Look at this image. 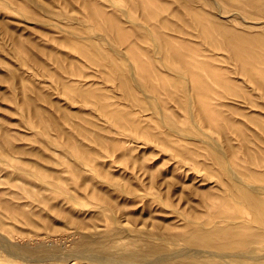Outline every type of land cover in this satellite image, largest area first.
I'll list each match as a JSON object with an SVG mask.
<instances>
[{"label":"rangeland","instance_id":"1","mask_svg":"<svg viewBox=\"0 0 264 264\" xmlns=\"http://www.w3.org/2000/svg\"><path fill=\"white\" fill-rule=\"evenodd\" d=\"M192 12L264 35L245 0H0V233L56 250L0 245V264H90L64 257L90 239L177 251L214 220L264 234V193L241 196L243 182L264 185V96Z\"/></svg>","mask_w":264,"mask_h":264},{"label":"bare ground","instance_id":"2","mask_svg":"<svg viewBox=\"0 0 264 264\" xmlns=\"http://www.w3.org/2000/svg\"><path fill=\"white\" fill-rule=\"evenodd\" d=\"M245 2L252 8V11H255V13L261 16V18L263 19L262 21L264 22V0H245ZM214 4L215 3H212L211 6L214 7ZM236 6L239 7V9L243 8V5H236ZM217 8L220 9V7ZM196 13L192 12L193 14L192 22H191L192 26L196 27L200 32V34L203 37L207 38L209 43L213 46L219 44L216 41L214 34H212L213 29L217 30L218 33L223 38L222 47L229 52L230 56L233 59L239 60L241 62L242 72L245 75H247L248 80L253 84L252 85L253 88L259 90L261 94L264 96V80H259L255 77V73H261L264 71L263 67L255 65L253 61L251 62L244 61L245 53H249L250 57L253 60H257V61H261V59L264 60V54L259 56L255 51L247 50L245 46L242 45V43L245 41H251V42L257 41L264 44L263 33L261 32L245 33L243 31H235L227 23H224L223 21H219V20H214V21H210V23H207L204 17L203 19L200 15ZM162 23L167 24L165 20H162ZM176 55L179 56L181 54L176 53ZM208 93L218 94L219 92L216 93L214 90H212V88H209ZM234 95L239 96L238 93H234ZM247 102L249 105H255V103L251 101V99H249ZM204 113L206 114L205 116L207 117L209 116L206 113V110ZM223 117L224 116H222V118ZM241 136L243 137V135ZM228 170H231V173H233L234 176L237 175L236 173L232 172L231 168H229ZM243 183H244V189L243 191H241L242 193L241 196L246 197L250 202H255L257 205H261V199L259 198V194L264 193V185H255L245 182ZM7 205L9 206V204ZM219 217H221L220 220L234 221V218L237 217V215H235L234 213L233 214L226 213L219 215ZM217 221L218 220H214L211 223V225L208 227H204L205 223L202 222L201 226L197 227L193 231H190L189 233L183 234L181 237H179V239H181V241L183 242L182 244H184V247L178 246L179 249L177 251H171L168 248L169 244H171V242L174 241H168L163 238L164 240L162 241L164 243L158 241L156 242L155 239H151V236H149L150 237V240H148L149 244L143 243L141 241L142 239L138 238L137 241H140L142 243L137 244L136 241L134 242V246H130V247L123 243H118V242L115 244L105 245L106 243H103L102 241L99 242L96 241L95 239L92 240L90 239L89 245L86 248L84 249L81 248L80 250L73 252V254L71 253L69 256H67L68 253H66L67 254L66 255L64 252V254L66 255L64 257L67 258L69 257L68 260L77 259L80 261L81 260L84 261V263H90V264H217L214 262L216 258L221 259V262L218 264H238L235 262V260H240L242 264H250V261L253 262L255 261V259H257V261H259L261 264H264V257L262 255L258 253L254 255L252 254V252L254 251L253 249L264 248V234L243 233L242 235H237L236 233H238L239 231L238 230L233 231L234 228H236L235 227L236 225H232V224L226 226L216 225ZM234 222L237 223L236 221ZM119 233L122 234L121 232ZM129 234L130 233H128V235ZM3 236L4 235L0 233V245L4 247L3 249H7L13 254L15 253V255L27 251L33 253L35 256L37 255L38 257L43 258L46 256L47 257L50 256L48 254L56 253V250L54 249H47L46 247H41V246L33 248L25 244L14 245L11 244L12 242L11 243L9 242L10 240L9 238L8 240L6 237ZM119 236L121 235H117V233H115L114 231L109 238L119 237ZM176 244L179 245L181 243L177 242ZM190 245H196L200 247L191 246V249H188L187 246ZM171 248L172 247H170V249ZM161 250L162 253H160ZM164 250L165 252H163ZM57 254H61V253H57Z\"/></svg>","mask_w":264,"mask_h":264}]
</instances>
